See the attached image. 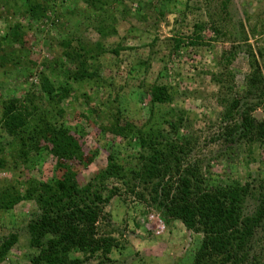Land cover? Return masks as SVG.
Masks as SVG:
<instances>
[{"label":"rangeland","instance_id":"rangeland-1","mask_svg":"<svg viewBox=\"0 0 264 264\" xmlns=\"http://www.w3.org/2000/svg\"><path fill=\"white\" fill-rule=\"evenodd\" d=\"M110 1L106 12L97 14L85 0H56L53 13L34 22L21 1L0 0V160L6 165L0 168V189L15 186L25 193L57 180H73L84 188L106 170L110 155L129 173L153 147L144 149L142 131L152 139L161 134L165 144L174 146L183 169H195L204 189L249 185L244 215L254 214L264 183V142L238 138L241 133L225 135V127L238 130L235 122L239 127L241 120L235 115V121L225 123L223 115L235 100L257 104L247 97L249 82L264 86V0ZM16 26L20 37L15 43L8 33ZM110 26L114 35L99 34ZM196 26L202 27L199 34ZM68 43L69 48L63 46ZM98 44L106 53L87 68L100 77L76 83L72 75L78 72V57L84 56L80 47L87 52ZM42 79L69 90L58 110L41 91ZM156 89L170 100L153 104ZM12 101L33 102L51 112L52 122L79 141L84 162L61 170L45 150L33 153L27 164L15 163L12 139L1 126L3 109ZM254 116L263 119L262 108ZM117 123L131 125L135 133L126 140L111 135ZM169 123L180 124L178 133ZM103 186V199L116 189L120 194L100 206L97 239L112 238L118 248L109 261L98 255L84 264H193L203 235L180 221L167 223L149 197L140 199L115 180ZM40 215L34 201L0 211V247L17 237L0 264H31L38 252L31 247L28 227ZM261 244L264 223L250 252L264 264L256 249ZM71 258L83 256L76 252Z\"/></svg>","mask_w":264,"mask_h":264},{"label":"trees","instance_id":"trees-1","mask_svg":"<svg viewBox=\"0 0 264 264\" xmlns=\"http://www.w3.org/2000/svg\"><path fill=\"white\" fill-rule=\"evenodd\" d=\"M17 1L22 2L26 7L27 16L34 22L47 18V15L53 13L56 5V0ZM85 2L97 14L106 12L105 8L112 3L110 0H85ZM195 28L196 33L199 34L202 27ZM99 32L105 37L109 34L114 35L116 30L110 26ZM8 37L16 43L20 37L19 27L11 28ZM194 38L195 43H199L200 38L197 35ZM179 43L182 42L176 41V44ZM63 46L69 48L70 43ZM80 51L84 56L78 57L79 69L72 75V79L76 83L98 79L100 77L98 72L89 73L87 64L89 61L96 62L106 53L105 49L98 44L96 50L86 52L81 46ZM112 52L117 54L115 51ZM258 83L249 82L246 92L247 97L250 100L255 99L257 104L245 106L235 100L230 108L225 109L223 115L225 123L235 121V115L241 120L239 127L237 121L235 122L238 130L225 127V135L234 138L241 133L242 136L239 135L238 138L264 142V86ZM40 89L52 105H57L56 110L69 94V90L62 87L57 89L48 79L40 81ZM151 96L153 104H163L170 100L157 89L151 93ZM259 108H262L263 113L261 120L254 116ZM2 114L1 126L12 139L11 147L15 163L27 164L33 153L40 155L45 150L57 160L61 170H71L69 167L71 163L84 162L79 141L69 129L54 124L50 119L51 112H46L41 106L38 107L33 102L12 101L10 105L4 107ZM169 125L175 133H178L179 123H169ZM135 130L129 124L123 127L121 123H117L109 129V132L117 138L126 140L135 133ZM139 134L144 149H150L149 146L152 145L153 147L148 156L140 157L141 165L129 173H126L117 164L116 158L110 155L106 170L84 188L79 187L73 180H57L53 183H40L38 187H31L25 193H21L15 186L11 190L0 189L1 212H8L25 201H34L40 209L41 215L28 227L31 247L38 252V255L31 259V264H84L98 255L109 261L118 244L112 238L97 239L96 227L102 214L100 206L109 204L114 196L120 194L116 189L109 197L103 199L105 193L103 184L109 180L119 182L126 191L140 199L149 197L151 204L157 207L167 223L180 221L188 231L203 235L202 244L193 264H262L259 257H251L250 252L256 230L264 223V183L259 191L256 211L246 216L245 204L251 194L249 185L235 184L227 188L204 189L203 180L197 171L190 168L183 169V160L176 148L165 144V139L160 137L161 134L156 139L146 138L148 134L145 135L142 131ZM233 138L231 142H234ZM3 165L6 166L0 160V168ZM139 189L142 191L140 192ZM16 242L17 237L12 235L2 244L1 261ZM261 245L263 246L256 249L259 248V252L262 253L260 255L264 256V244ZM76 252L80 253L83 259H72V254Z\"/></svg>","mask_w":264,"mask_h":264}]
</instances>
